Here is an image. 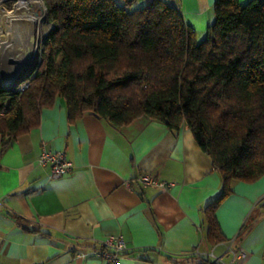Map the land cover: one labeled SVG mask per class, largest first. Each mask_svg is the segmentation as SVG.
I'll use <instances>...</instances> for the list:
<instances>
[{"label": "crops", "instance_id": "crops-1", "mask_svg": "<svg viewBox=\"0 0 264 264\" xmlns=\"http://www.w3.org/2000/svg\"><path fill=\"white\" fill-rule=\"evenodd\" d=\"M164 1L199 41L206 36L216 0ZM1 143L0 134V150ZM44 149L64 151L73 170L53 177L50 164L38 160ZM145 173L174 185L145 186L138 181ZM221 188L189 128L172 131L148 116L117 126L93 113L70 123L58 97L39 126L0 151V264H264V175L233 182L216 211L226 239L212 245L203 210ZM111 235L129 249L117 263L94 254Z\"/></svg>", "mask_w": 264, "mask_h": 264}, {"label": "trees", "instance_id": "trees-1", "mask_svg": "<svg viewBox=\"0 0 264 264\" xmlns=\"http://www.w3.org/2000/svg\"><path fill=\"white\" fill-rule=\"evenodd\" d=\"M131 2L45 0L53 27L28 87L0 81V151L58 97L70 123L93 113L117 126L148 116L187 127L221 176L203 210L205 238L218 244L226 237L216 211L233 182L264 175V0H216L200 41L177 7Z\"/></svg>", "mask_w": 264, "mask_h": 264}, {"label": "bare ground", "instance_id": "bare-ground-1", "mask_svg": "<svg viewBox=\"0 0 264 264\" xmlns=\"http://www.w3.org/2000/svg\"><path fill=\"white\" fill-rule=\"evenodd\" d=\"M43 0H19L12 11H0V48H11L12 65L20 70L30 65L38 56L41 37L45 34V12L37 10ZM46 25V26H45ZM9 84L12 80L8 81Z\"/></svg>", "mask_w": 264, "mask_h": 264}, {"label": "built area", "instance_id": "built-area-1", "mask_svg": "<svg viewBox=\"0 0 264 264\" xmlns=\"http://www.w3.org/2000/svg\"><path fill=\"white\" fill-rule=\"evenodd\" d=\"M4 1L6 0H0V4ZM131 1L136 2V0ZM28 85V81H23L19 84L17 90L22 91L27 88ZM38 160L41 165L50 164L53 177L67 175L74 168V163L62 150L44 149ZM138 181L145 186H155L162 189H169L174 185L172 182L163 180L152 173L142 174L138 178ZM128 250L126 241L122 236L111 235L101 241L100 247L94 250V254L97 257L103 258L108 263H117L125 254H127Z\"/></svg>", "mask_w": 264, "mask_h": 264}, {"label": "rangeland", "instance_id": "rangeland-1", "mask_svg": "<svg viewBox=\"0 0 264 264\" xmlns=\"http://www.w3.org/2000/svg\"><path fill=\"white\" fill-rule=\"evenodd\" d=\"M19 0H6L4 1L2 4H0V11L2 8L8 10V11H12L15 8V4L18 2ZM46 4H45V0H43V3L40 7L37 8V10L39 11L40 14H43L45 12L46 14ZM46 18H47V26L45 27V34L43 35V38L41 37L40 40V46H39V53L37 58L33 61L34 64L33 66L41 59V55L42 52L44 50V41L46 36L49 34V32L51 31L53 25L52 23L49 21L48 19V15L46 14ZM1 45V44H0ZM11 48L9 46L4 47L3 49L0 48V81L3 84H8L9 80H12L14 82L15 79H17L19 76H21L22 74H24L25 72H27L28 70H26L30 65H28L27 67L23 68L22 70H20L19 66H15L12 65L9 62H12V58L13 56H11L12 53L15 52H10ZM12 57V58H11ZM32 68V67H31ZM30 70V69H29ZM27 76V75H25ZM25 81L24 78L22 80V82ZM12 84V83H11ZM8 84V85H11ZM14 86V85H13ZM12 86V87H13Z\"/></svg>", "mask_w": 264, "mask_h": 264}, {"label": "water", "instance_id": "water-1", "mask_svg": "<svg viewBox=\"0 0 264 264\" xmlns=\"http://www.w3.org/2000/svg\"><path fill=\"white\" fill-rule=\"evenodd\" d=\"M46 14H47V8H46ZM35 62V61H34ZM34 62L26 69V70H28L27 72H25L24 74H22L21 76H19L17 79H15L14 80V82H12V84L11 85H8V84H4L5 86H7V87H12L13 85H16V84H18V83H20V82H22V80H23V78L25 79V75H29L30 74V72H31V69L33 68V64H34ZM32 67V68H31ZM30 69V70H29Z\"/></svg>", "mask_w": 264, "mask_h": 264}]
</instances>
